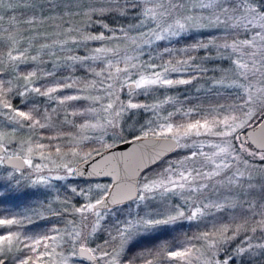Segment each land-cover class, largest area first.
Masks as SVG:
<instances>
[{
  "label": "snow or ice",
  "instance_id": "1",
  "mask_svg": "<svg viewBox=\"0 0 264 264\" xmlns=\"http://www.w3.org/2000/svg\"><path fill=\"white\" fill-rule=\"evenodd\" d=\"M63 2L65 12H70L72 0H63ZM60 3L61 0H48L47 5L39 7L54 9ZM128 3L131 5L129 11L140 13L137 19L141 24L148 22L146 26L151 30L149 34L156 42L168 41L171 45L173 37L178 40L186 31H189V21L194 17L185 15L186 11L193 13L210 11L212 18L208 20V23H214L217 31L225 33L224 43L200 41L190 47L177 49L176 54L186 57L179 60L174 58L171 46L157 53V57L143 53L149 57L147 61H141L139 55L131 56L126 53L120 55V49L105 47L89 50V53L84 55L68 56L67 61H72L74 66H86L84 70L96 78L86 81L82 88H77V93L95 89L102 94L95 96L65 95L57 103L65 105L77 100L90 102L83 111H75L70 115L87 116L91 114L92 118L96 119V123H85L79 127L98 131L99 136L93 135L86 139L92 143H98L100 148H93L82 155L81 151L77 150L81 146L80 142H77L75 145H54V153L45 154L44 149L47 146L39 144L37 145L39 159L48 161L41 164L34 163L31 147L27 148V155L10 154L12 145L0 141V166L7 161L8 167L14 168L12 179L17 178L16 174L22 176L27 169H31L32 176L35 177L32 179L33 184L50 186L53 179L95 178L101 173L99 166L95 163L93 153L96 157H102L107 153L109 159L116 161L117 164V167L108 173V175L116 176L112 186L97 184L98 191L89 200L80 203L73 212H69L66 207L57 215H78L81 218L82 229H87L91 220L94 219L92 223L94 233L101 228V221L107 222L106 214H110L113 220L112 229L109 230L108 239L103 246L89 247L90 234L77 231L74 221H69L70 226L63 230L54 227L50 229L51 234L45 233L38 238L21 241L17 233L11 230L20 221L15 218H0V264H58L57 258L59 264H69L70 261H83L84 259L94 264H154V261L144 253H138L132 257L126 255L130 241L140 234L162 225L174 224L178 220L196 221L204 216V209L209 207L216 211H239L242 216L251 219L255 226L250 230H245L243 237H240L239 228L230 229L223 226L217 229L213 226L195 238L203 242L204 251L195 248L189 240L186 242L187 246L167 250L168 264H201V261L203 264H236L237 256H241V264H244V254L251 256L257 250L264 254V186L259 189L260 197L253 199L252 195L257 189L247 179L245 171L240 169L242 164L246 171H250L252 164L257 160L264 164V0H259V2L257 0H206L204 2L202 0L198 6L191 4V0H143L142 5H137L135 0H128ZM29 7H35V0H20L19 5H14L12 0H9L6 13L9 17L7 28L3 27L4 17L0 16V33H8L7 36H0V44L8 48L7 59L10 63L24 62L28 59L27 49L20 47L19 37H22L23 33L18 29L21 23L35 25L38 22L35 12L31 16L24 15L22 10ZM17 12H21V15H14ZM141 16L143 19L140 18ZM200 19L206 18L201 16ZM164 24L167 26H163ZM220 25L224 27L220 28ZM101 26L108 29L107 24ZM66 27L71 31V25H66ZM108 30L113 33L116 31L124 33L125 39H129L127 32L131 31L130 28L127 31L123 28ZM141 35L144 33L142 32ZM111 38L113 37H107V39ZM41 39L47 40L48 37L46 35L35 37L31 43L36 44ZM105 39L103 33L82 35L80 39L70 36L69 39L61 41L59 46L63 48L68 44L79 45L87 41H104ZM131 43L136 46L133 51L143 52L136 45L135 39H132ZM145 43L151 44L153 40H147ZM40 48L46 51L50 45L44 43L40 45ZM212 48L216 49V57H224L227 67L213 69L201 66V60L191 55L192 52H204L203 59L212 60V54L209 51ZM38 59H41L39 54L31 56L32 62ZM98 60L103 62L99 71L94 67H87L89 61ZM133 60L137 62L133 63ZM216 63L218 64L219 60H216ZM121 64L125 66L120 67ZM210 72L213 73L212 76H208ZM3 75L0 73V111L7 115L10 122L16 124L27 122L29 128L46 127L40 119L33 116L32 111H22L13 107L7 99L9 93L12 92L11 82L4 80ZM46 75H54V72L46 73ZM35 76L36 72L32 71L20 78L25 82L24 91L19 92L20 96L32 92L40 96L51 97L53 93L62 92L65 88H76L77 84L76 81H71V78L69 81L58 80L54 81V86L41 91V88L34 84ZM205 78L211 85L210 92L212 89L224 88L231 94L233 103L218 104L207 108L193 107L185 111L183 105L189 103L186 94L183 101L169 96L152 104L132 102L135 94L147 95L150 90L190 85L194 81ZM225 81H230V83H225ZM117 85H120L119 91L128 96L127 103L119 99ZM163 105H170L174 111L169 112L161 122L159 110ZM131 109H143L153 118L129 133L132 137L129 143L140 142L150 137L154 140L171 137L177 147L191 148L195 147L196 138L211 136L220 139L225 146L212 145L218 149L212 156H208L201 148L190 150L182 160L170 163L168 168L164 169L162 178L145 179V182L140 183L137 169L127 165V161L134 155V152L117 156L110 152L115 145L107 143L104 139L107 137L112 140H123L122 133L126 129L122 127L121 121L124 113ZM179 114L198 118L182 126L181 131V126L174 127L170 122L174 115ZM249 127L254 128L252 135L242 137L240 131ZM180 137L186 139L188 143L180 145ZM235 141L238 143H234ZM247 145H252V147ZM65 148L67 151H63ZM53 155L66 162L59 165L54 164L51 160ZM69 157L72 159H68ZM90 157H92L91 160H89ZM76 159L82 160L85 165L93 166V171H88L87 167L82 169L79 165L73 167ZM217 160H219L218 163ZM49 163H53L54 166L50 168ZM151 163H157V161H151ZM59 169L63 170L64 175H51ZM69 190L78 197L88 195L87 189L72 187ZM177 191L180 195L187 192L189 198L196 197V200L208 201V203L185 200V206L191 203L193 209L186 214L180 207H169L167 194L177 193ZM157 193H161L159 198ZM232 199H237L239 202L232 205L230 203ZM127 201H139L145 210L140 211L139 206L134 214L129 213L121 219L119 208L116 206L121 204L127 206ZM229 232L231 235H228ZM238 238H240V243L232 247V242ZM17 244H22L23 247L17 249V255L9 260V254ZM218 249L221 250L220 259L217 258ZM247 264H252V260L249 259Z\"/></svg>",
  "mask_w": 264,
  "mask_h": 264
},
{
  "label": "rangeland",
  "instance_id": "2",
  "mask_svg": "<svg viewBox=\"0 0 264 264\" xmlns=\"http://www.w3.org/2000/svg\"><path fill=\"white\" fill-rule=\"evenodd\" d=\"M81 1V0H80ZM137 2V5H142L143 0H135ZM89 2V1H87ZM202 0H191V4L199 5ZM206 2V0H204ZM259 2V0H257ZM12 3L14 5H19L20 0H12ZM36 3V1H35ZM90 3V2H89ZM61 6H63L61 9H50L49 12H51V20H48L47 22L44 21V18L41 16V9L47 8V7H38L39 5H35V7H29L26 10H22L24 12V15L31 16L33 12L36 13L38 16V22L35 25H24L23 27L20 26L18 29L19 32L23 33L22 37H19L21 40L20 47L27 49V56L28 59L24 62L17 61L15 63H10L7 59V51L8 48L4 45L0 44V73H3V79L11 82V88L12 92L9 93L7 96V99L11 102L14 108L20 109L22 111H32V114L35 118L40 119V122L45 124L46 127L40 128V127H34L29 128L27 126V122H22L20 124H16L14 122H10L7 119V115L0 111V141H3L6 144H11L10 148V154L14 153H22L24 155H27V148L31 147L33 149L32 157L34 160V163H46L48 161L40 160L37 155V145L43 144L47 147L44 149L45 154L48 153H54L55 148L54 145L59 144H73L75 145L77 142H80V147L77 149L78 151H81V154L89 152L93 148H100V145L98 143H92L87 137H91L93 135L99 136L98 131H93L92 129L84 128L81 129L79 125L85 124V123H96V119L92 118L91 114L87 116H74L70 115V113L75 111H83L84 108L88 106L90 103L86 100H77V101H71L65 105H60L57 103L59 99H61L65 95H71V94H79V95H100L102 93L96 91L95 89H89L87 91L79 92L77 93V88H82L84 83L86 81H91L92 79H96L93 75L86 72L84 68L86 66L82 65H75L72 61H67V57L70 55H84L85 53H89V50H94L97 47H105V48H113V49H120V55H124L125 53L127 55L131 56H140L141 61H147L149 59L148 56L143 55V53H149L152 57H157V53L162 52L163 48L160 47L161 44H165V47L171 46L172 50L175 51L176 47L175 41L176 37L172 38L171 45H169L168 41H162V42H156L154 41V37L149 34L151 31L146 25L147 21L144 24H141L140 21L137 19V16L140 15L139 12H125L124 14L127 16L132 17L130 19V22L125 24L124 26H119L116 29L123 28L125 31H127L129 28L131 31L127 32V35L129 39H125L124 33L120 31H116L115 33L110 32L108 29H111L108 27V29L103 28L101 25L102 23L99 20H95L94 24L89 18V11L85 8L86 5L79 3V0H72L71 3V11L65 12L64 2L61 0ZM59 4V5H60ZM97 4V3H95ZM42 5H47L45 3H42ZM98 5V4H97ZM9 7V0H2V3H0V16L4 17V24L3 27H8V15L6 14ZM37 10H36V9ZM41 8V9H40ZM80 9H83L82 14L80 13ZM101 10V9H100ZM141 8V12H142ZM60 11V12H57ZM101 12V11H97ZM64 13L63 15H61ZM124 14H120V16H124ZM14 15L20 16L21 12L14 13ZM100 15V14H98ZM185 15L193 16L194 19L189 21V31H186L185 34H193L195 36L200 35V33L206 34L204 37L200 35L204 40L202 42L207 43L208 41H214L217 44L224 43L223 37L225 36V33L223 31H217L214 23L210 24L208 23V20L212 18V13L210 11H205L202 13H193L186 11ZM205 17L206 19L201 20L200 17ZM115 17V15H114ZM143 19V17H140ZM96 22V23H95ZM22 25V23H21ZM66 25H71V31H69L66 27ZM163 26H167L164 24ZM220 28H223L224 25H220ZM144 33V35H141V33ZM100 33H103L106 37L104 41H87L86 43H81L79 45H72L68 44L67 46L61 48L59 46L61 41L69 39L70 36L76 37L77 39H80L82 35H99ZM7 32L0 33V36H7ZM47 36V40H39L38 43L33 44L31 41L38 36ZM113 37L111 39H107V37ZM201 38V39H202ZM132 39L136 40V45H138L143 52L140 51H133V48L136 47L135 45H132L131 41ZM153 40V43L146 44L145 41L147 40ZM201 40L199 39L198 42ZM229 42H231L229 38ZM47 43L50 45V48L46 51L41 50L40 45ZM192 45V44H191ZM190 45V46H191ZM189 46V47H190ZM186 48L185 46L179 47ZM155 49V51H153ZM210 54H212V60H204L203 57L205 56L204 52H192L191 55L193 57H197L201 60V66H207L213 69L216 68H222L227 67L228 65L225 63L224 57H216L215 52L216 49L212 48L209 50ZM15 54V53H14ZM39 54L41 59H38L36 62L31 61V56ZM175 59H183L186 58L182 55H177L174 57ZM216 60H219V63H216ZM43 61V62H41ZM133 63H136L137 61L133 60ZM49 66L51 68L50 73L54 72V75L52 76L49 86H54V81L58 80H64L69 81V78H71V81H76V88H65L62 92H56L51 95V97H44L37 95L32 92L26 93L24 96H20L19 92L24 91V81L20 79L22 76L27 75V73L35 71L36 76L33 78L35 86H38L41 88V91L46 90V88L42 86V84H39V81H43L44 77L47 75H44L43 67ZM103 66L102 61H89L87 67H94L95 70L99 71L100 68ZM125 65L121 64L120 67H124ZM23 67V68H22ZM18 68H21L18 70ZM66 68V71H59V69ZM24 69V70H22ZM63 73L65 76L60 79V77L56 76L57 73ZM213 73H208V76H212ZM49 77V79H50ZM175 78V77H174ZM187 78V77H184ZM225 83H230V81H225ZM211 88V85L208 83L207 79H201L198 81H194L193 84L190 85H180L171 89H163V90H150L147 95H141V94H135L133 97L132 102L134 103H144V104H152L155 102L161 101L165 97H173L178 98L181 101L184 100L185 94L188 97L189 103L184 104L183 108L185 111L188 109H191L193 107H204L207 108L209 106H216L219 103L222 102L221 97V91L226 90L224 88H216L212 89L210 92L209 89ZM120 85H117V92L119 95V99L125 103L128 101V96L124 94L123 92L119 91ZM56 96V97H55ZM226 95H224V98ZM210 98V100H209ZM214 98V101H211V99ZM40 99V100H39ZM210 101V102H209ZM107 101H105L106 103ZM27 105L26 109H22L20 104ZM204 103V104H201ZM227 103H233V100L227 101ZM177 107H181V105H177ZM38 110V111H34ZM174 109L170 105H163L162 108L159 110V116L161 117V122H163V118L167 116L169 112H173ZM179 116L183 117H189L184 114L174 115L172 119L170 120L171 123H173L175 126H181V131L183 130V127L185 124L182 122ZM67 117V119H65ZM190 120L194 121L198 117L191 116ZM153 117L150 113H146L143 109H131L129 111H126L123 115L121 124L122 127L126 130L122 133L123 140H112L105 137L104 139L109 144H116L118 142L124 141L129 139L131 137L129 135L130 132L138 129L142 124L148 122ZM47 129L44 133H42L43 129ZM51 132V134L49 133ZM54 131V132H53ZM243 130L240 131V133ZM137 134H139L137 132ZM53 137H56L55 139H51ZM132 138V137H131ZM188 143V141L182 137L179 138V144L184 145ZM234 143H238V141H235ZM214 144H220L221 147H224L225 145L221 142L220 139L215 137H198L195 139V147H177L175 149H178L182 151V156L180 155L177 158L169 159L158 169H150L143 174L139 176L140 183L145 182V179L149 180H155L162 178V174L164 172V169L168 168L170 163L178 162L182 160L190 150H196V148H201V150L206 153L208 156H212V154L218 149L214 148L212 145ZM248 147H252L251 145H247ZM103 150V149H101ZM63 151H67V148L63 149ZM68 159H72L69 157ZM51 160L54 161V164L59 165L66 160L61 159L53 155L51 157ZM82 160L76 159V162L73 164V167L77 163H79ZM219 160H217V163ZM54 165L53 163H49V167L52 168ZM241 171H245L247 179L255 186L257 191L253 193L252 198L257 199L260 197L261 193L259 189L264 186V164L259 163L257 160L254 164H252V169L250 171H246L244 169V166L240 165ZM24 173V175L27 176L28 180L32 182V179H35L34 176H32V170L27 169ZM45 174H47V170H45ZM51 175H64L63 170L59 169L51 173ZM30 177H32L30 179ZM102 185V186H109L110 181L102 178H97L96 180H93L91 182H85L84 180H78L76 181L74 178H68L64 180H55L53 179L51 181V185H36L37 188L40 190V192H44V197H40L37 199V202L33 208H30L27 213H24L21 216H17V220H21L20 223H25L26 221H32L35 220L34 218L36 216H42L46 213V211L50 210H58L59 212H63L65 208L67 207V210L69 212H73L74 208L78 206L80 203L85 202L86 200H89L97 191L96 185ZM246 186V185H245ZM72 187H78L88 190L87 196H81L78 197L75 194H73L69 189ZM161 196V193H157V197L159 198ZM169 207L176 206L180 207L183 211H185L186 214L190 213L193 209L191 207V203H189L188 206H185V200H196V197H188L187 192L184 193V195H180L179 191L177 193H169L167 194ZM214 199V198H213ZM45 204L43 205V202ZM239 201L237 199H232L231 204L235 205ZM196 203H208V201H202V200H196ZM140 206V211H144V206L140 204L139 201H129L127 202V206H120L119 208V215L121 219L128 216L129 213H135L138 210V207ZM22 213V212H21ZM204 216L201 218H198L196 221H187V220H178L175 223L179 222H185L187 226L189 224L193 225L198 233H196L194 237V244L193 246L195 248H199L202 251H204V245L203 242L197 241L195 238L198 237L202 232L208 231L210 228L215 226V228L219 229L223 226H227L230 229H240V237H243L245 230H250L252 227H254V223L249 219L247 216H242L239 211L233 212L229 210L224 211H216L215 209L209 207L207 209H204ZM107 216V222L101 221V228L97 230L96 232H92V223H94V219L91 220L89 223V226L87 229H82L80 225V217L78 215H69V216H58L55 220L56 222L52 223V228H59L61 230L65 229L66 227H69V221H74L76 225L77 231H84L86 234H90V239L88 241V246L92 247L95 245H101L103 246L105 244V241L108 239V233L109 230L112 229L113 220L110 214H106ZM225 221V223H224ZM50 234V233H49ZM17 235L18 232H17ZM228 235H231V232L228 233ZM258 235V234H257ZM20 240L22 238V241L27 239L26 237H19ZM94 242V243H93ZM240 243V238H238L236 241L232 242V247H235V245ZM255 243V241H253ZM184 246V245H183ZM20 247H23L22 244H17L14 249H19ZM259 252V250L255 251ZM221 250H217V258H221ZM254 254V252L252 253ZM248 254H244V256H247ZM241 259V256H237L236 264H239V261ZM58 264L59 260L57 258ZM69 264H90L86 262L85 260H73L70 261ZM201 264L203 262L201 261Z\"/></svg>",
  "mask_w": 264,
  "mask_h": 264
},
{
  "label": "trees",
  "instance_id": "3",
  "mask_svg": "<svg viewBox=\"0 0 264 264\" xmlns=\"http://www.w3.org/2000/svg\"><path fill=\"white\" fill-rule=\"evenodd\" d=\"M35 5H42V3L47 4L48 0H35ZM89 1V2H87ZM136 2V1H135ZM79 3L86 5V10L89 11V18L94 24L95 20H99L104 24H107L109 28L116 29L119 26H124L127 22H130L132 17L125 15V12L129 11L131 5L128 3V0H79ZM97 3V4H95ZM137 4V2H136ZM38 6V7H39ZM63 6L58 5L55 9H61ZM36 9V8H35ZM41 9V8H40ZM103 10L102 12H97L98 10ZM37 10V9H36ZM97 10V11H93ZM49 8L41 9L42 17L44 21L47 22L51 20V12H49ZM82 14L83 9L79 10ZM60 12V11H57ZM120 14H124V16H120ZM100 14V15H98ZM115 15V17H114ZM96 23V22H95ZM23 27V24L21 25ZM202 37L206 34L200 33ZM200 35L195 36L193 34H184L178 40L176 38L175 41V49H179L181 46L189 47L191 44H196L199 39L204 40ZM202 38V39H201ZM161 48H165V44L160 45ZM176 50L173 51L174 57L177 56ZM163 52V51H162ZM165 59H169V57H165ZM23 68V67H22ZM21 68H18L20 70ZM24 70V69H22ZM44 75L46 73H50L51 68L49 66L43 67ZM59 71H66V68L59 69ZM56 76L62 79L65 74L57 73ZM49 75L44 77L43 81H39V84H42L43 88L47 87L50 83L52 76L49 79ZM224 95L226 97L224 98ZM56 97V96H55ZM223 98V99H222ZM222 102L219 104H230L227 101L231 100V94H229L226 90L221 91ZM40 100V99H39ZM210 100V98H209ZM214 101V98L211 99ZM210 102V101H209ZM204 104V103H201ZM27 105L20 104L19 107L22 109H26ZM182 122L186 125L188 122H192L190 120L191 116L183 117L179 116ZM47 129H43L42 133H44ZM54 132V131H53ZM51 134V132L49 131ZM131 138V137H129ZM182 156V151L178 149H174L172 152L167 154L164 158H162L156 164L150 166L146 170L142 172V174L150 169H158V167L162 166L167 160L172 158H177ZM26 173H24L25 175ZM14 175V168L7 167L5 165L0 166V218H15L17 219L19 216L27 213L30 208H33L37 202V199L40 197H44V192H40L35 184H33L30 180H28L27 176H20L16 174V179H12ZM76 181L84 180L87 182H91L96 180L97 178L88 179V178H74ZM103 179V178H102ZM109 180L108 178H104ZM11 180V182H9ZM110 181V180H109ZM43 205L45 204L44 201ZM129 202V201H128ZM127 204V202H126ZM33 206V207H32ZM120 206H125L124 204L116 206L117 208ZM22 212V213H21ZM58 210H48L44 215L36 216L32 221H26L25 223H19L12 227V231L17 233L19 237L29 238H38L45 233H50V229H52V223L56 222V218L58 217ZM18 216V217H17ZM17 217V218H16ZM21 222V220H18ZM225 223V221H224ZM6 231V229H5ZM198 233L197 229L185 222H177L171 225H162L153 230H150L147 233L140 234L134 237L130 243L128 244V248L126 249V255L129 257L135 256L138 253H144L148 255L149 259L154 261V264H168L166 260V252L169 248L178 247V246H187V241L191 240L192 244H194L195 234ZM51 234V233H50ZM26 240V239H25ZM22 241V238H21ZM21 248V247H20ZM17 255V249H13V251L9 254V260L11 257ZM252 260V264H262L264 263V254L261 252H254L251 256H243L244 264H247L248 260ZM85 260V259H84ZM89 263V261L85 260ZM241 264V259L239 261Z\"/></svg>",
  "mask_w": 264,
  "mask_h": 264
},
{
  "label": "water",
  "instance_id": "4",
  "mask_svg": "<svg viewBox=\"0 0 264 264\" xmlns=\"http://www.w3.org/2000/svg\"><path fill=\"white\" fill-rule=\"evenodd\" d=\"M253 131L254 128L249 127L246 130H243L240 133V135L242 137L245 135L251 136ZM257 134L259 135L258 130H257ZM131 140L132 138H129L127 140L114 144L115 146L110 149V152L117 156L122 154H130L134 152V155H132L130 159L127 161V165L131 168H136L138 172V176H140L144 170L156 164V163H151V161L159 162L167 154L172 152L177 146L175 141H173L171 137L167 139L162 137L159 140H154L150 137L147 140H143L136 143H129V141ZM93 157L95 158V163L96 165L99 166V171L101 173L96 175L95 178H108L110 180L109 187H111L116 179V176L114 174L108 175V173H110L113 168L117 167L116 161L110 160L107 153H105L102 157H96L95 153H93ZM91 159L92 157L89 158V160ZM4 165L8 167V162L5 161ZM77 165H79L82 169L87 167L88 171H93V166L85 165L83 161L77 163L75 167ZM114 190L115 189H113V191ZM85 260L89 261L88 259ZM89 263L94 264V262L92 261H89Z\"/></svg>",
  "mask_w": 264,
  "mask_h": 264
}]
</instances>
